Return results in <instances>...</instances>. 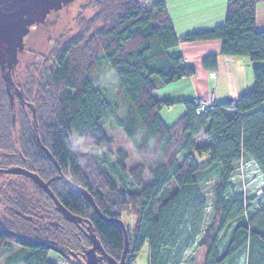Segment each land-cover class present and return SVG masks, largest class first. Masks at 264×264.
<instances>
[{
    "label": "trees",
    "instance_id": "1",
    "mask_svg": "<svg viewBox=\"0 0 264 264\" xmlns=\"http://www.w3.org/2000/svg\"><path fill=\"white\" fill-rule=\"evenodd\" d=\"M263 3L227 0L221 26L184 37L186 42L219 41L222 56L254 63L251 90L234 107L218 104L203 116L184 103V116L167 126L160 111L171 103L156 100L154 93L194 71L176 51L178 40L163 1L141 8L137 0H90L84 10L91 14L76 17L73 37L61 39L48 58L29 66L38 69V81L22 83V94L35 109L37 131L54 162L38 149V178L54 179L56 163L64 177L92 197L105 219L81 193L57 180L48 188L81 219L78 226L63 219L40 189L33 197L23 185L7 190L0 258L15 245L26 253L23 264H52L47 261L51 247L81 256L91 247V236L119 261L124 235L114 220L122 221L121 214L130 210L136 224L133 236L127 231L125 264L146 244L148 264H187L188 255L193 264L200 248L206 252L204 264H264V191L248 199L231 183L244 160L264 176V109L259 108L264 103V30H256V8ZM216 63L210 55L202 67L214 70ZM103 65L113 83L95 80ZM3 87L0 78V132L7 134L11 112ZM112 91L116 103L109 101ZM17 114L24 116L20 108ZM112 128L124 134L138 166L127 169L125 151L113 150L107 133ZM202 132L208 142L195 147L193 140ZM23 141L30 143V137ZM214 177L212 214L205 225L208 204L201 185ZM97 258L107 264L99 253Z\"/></svg>",
    "mask_w": 264,
    "mask_h": 264
},
{
    "label": "crops",
    "instance_id": "2",
    "mask_svg": "<svg viewBox=\"0 0 264 264\" xmlns=\"http://www.w3.org/2000/svg\"><path fill=\"white\" fill-rule=\"evenodd\" d=\"M178 40L177 52L181 53L186 67L194 74L166 87L158 89L154 97L158 101H169L171 106L163 107L160 116L166 124L174 123L186 113L184 103L207 100L216 104L239 100L253 86L252 67L254 64L243 57H226L220 54L219 41L186 42L185 35L212 29L224 23L227 0H162ZM256 30H264V3L256 8ZM217 57L214 70L202 67V61L210 56ZM264 65V64H261ZM167 125V124H166ZM205 249L196 254V264H204ZM26 253L19 246L0 260V264H23Z\"/></svg>",
    "mask_w": 264,
    "mask_h": 264
},
{
    "label": "rangeland",
    "instance_id": "3",
    "mask_svg": "<svg viewBox=\"0 0 264 264\" xmlns=\"http://www.w3.org/2000/svg\"><path fill=\"white\" fill-rule=\"evenodd\" d=\"M89 1L90 0H76L71 5L64 7L58 12H54L57 13V17L55 18L56 24L53 26H49L48 28L43 26H40V28L34 26L29 30V34L24 38L23 41L26 49H24L25 51L19 54V65H18L17 74H19L21 78L20 80L21 84L26 83L27 80H31L33 81V83L36 84V82L38 81L37 79L38 69L29 68V66L34 63L37 64L39 59L48 58L51 51L54 50L55 45L61 39H67L73 37V35L77 31L76 17H78L80 14H83L85 12L84 6H86ZM90 14L91 12H85L84 15L88 17L90 16ZM53 18L54 16L50 17L48 21L53 20ZM260 64H264V61ZM260 64H256V65H260ZM99 70L100 71L94 77L97 82L98 81H104L106 83L114 82L112 73L110 72L107 66L103 65ZM29 73L30 76H28ZM32 87L34 88L35 85H33ZM109 98H110L109 101H111L112 103L117 102L114 91L111 92ZM210 99L212 98L210 97L207 100ZM259 108L264 109V103H262ZM28 113L30 114V111ZM168 118L169 117L165 118L167 119L166 124L167 126H170L173 124V121L169 122ZM29 125L31 124L29 123ZM107 133L109 134V137L112 140L111 143L113 145V150L114 151L123 150L127 154L128 157V160L126 162L127 169H132L138 166L140 162L139 157L134 151V149L128 144L124 134L120 130L118 131L117 129H113V128L109 130ZM206 137H207L206 134L202 132L196 138H194L193 145L195 147H201L207 144L208 140ZM239 168L240 169L234 173L231 180L232 186L234 188L233 190L242 193L248 199L253 197H261L264 191V178H263L264 176L261 174L257 166L249 160H244L241 167ZM66 176L69 177L68 174ZM215 182H216V178L214 177L211 180L201 185L202 193L208 204V210L204 222L205 225L208 224L212 214L211 190L213 189V185ZM121 220L125 225L124 226L125 229H127V231L131 233V235L133 236V231L135 229L134 225L136 224V217L133 215V213L130 210H127L121 214ZM146 246L147 244L142 246V248L136 255V258L134 257L131 264H148V257H147L148 247ZM11 249H13V246L10 248L9 252L11 251ZM186 260L188 264V261L191 260V256L188 255L186 257ZM47 261L52 264H73V263L85 264V262L82 261L81 258L77 260L71 257L69 260H67L63 258L59 253L53 250L48 251ZM193 264H196V260L194 261ZM238 264H242V263L239 262Z\"/></svg>",
    "mask_w": 264,
    "mask_h": 264
},
{
    "label": "water",
    "instance_id": "4",
    "mask_svg": "<svg viewBox=\"0 0 264 264\" xmlns=\"http://www.w3.org/2000/svg\"><path fill=\"white\" fill-rule=\"evenodd\" d=\"M76 0H0V75L2 76L4 85L6 87V91L9 94L10 91L15 88L14 83L11 79V72L15 69L18 64V54L24 50V38L29 34V30L34 26H40L45 20V18L51 13L58 12L64 7L71 5ZM22 101V98H20ZM10 106L11 110L13 109V98L12 95L9 94ZM35 109H32V117L33 122L36 124L35 119ZM14 115L12 113V121L14 122ZM4 174L11 175H20L27 176L31 179L34 184L40 189L47 197L50 199L55 206V210L59 215L63 217L69 223L78 226L81 221L77 216L72 215L63 206L59 203L55 195L50 190L49 184L52 180H57L65 183L68 187L72 188L74 191L79 192L85 197L92 207L95 214L105 219L101 216L97 207H95V203L90 197V195L80 189V187L75 186L69 178L64 177L63 174L59 173L54 179H51L47 182H44L39 176L27 172L23 169H8L3 171ZM111 221V220H108ZM117 222L124 235V249L119 258V261H116L109 257L102 247L93 239V237L88 236V239L91 243V247L85 251V253L81 256H76L74 254H64L62 251L60 252L56 248H51V250L59 253L63 258L69 260L71 257L81 258L85 260V264H99L97 253L106 261L107 264H125V257L128 252V233L124 227V224L120 220H114Z\"/></svg>",
    "mask_w": 264,
    "mask_h": 264
},
{
    "label": "flooded vegetation",
    "instance_id": "5",
    "mask_svg": "<svg viewBox=\"0 0 264 264\" xmlns=\"http://www.w3.org/2000/svg\"><path fill=\"white\" fill-rule=\"evenodd\" d=\"M53 16H54L53 20L48 21L50 17H53ZM56 17H57V13H51L45 18L44 22L40 26L48 28L49 26L55 25ZM40 26H37V27L40 28ZM24 49H26L25 45H24ZM19 54H18V64L15 67V69L10 73L11 79L15 86V88H13L9 93L10 96L12 95V98H13L12 100L13 109L12 110L10 106L9 94L6 91V87L3 82L5 94L9 101L8 106H10V112H11L10 127L11 128H10L9 133L7 134L5 132H0V220L8 216V213L6 211L9 208L5 206V202H4V199L6 197L5 194L7 193V190L15 191L16 188L18 189L21 185H23L26 189L27 188L30 189L31 196L33 197L36 195V188H38L34 184V182L31 179H29V177L27 176L4 174L3 171L8 170V169L17 168V169L26 170L27 172H30L38 176L37 168H36L37 167V157L36 156H37L38 149L44 153V155L47 157V159L51 163H54L52 160V157H50L51 156L50 152L41 142V134L38 133L37 126H36L37 121H36V124H34L33 122L32 109L34 107L31 102H28L25 100L24 94H22L23 87H22V84L20 83L21 78L19 74H17L18 65H19ZM0 78L2 79L1 75H0ZM19 96L20 98H22V101H20ZM19 108L22 109V111L24 112V116H19L17 114ZM29 111H30V114L28 113ZM13 112L15 113L14 122L12 121ZM29 123L31 125H29ZM24 128L30 129V131L24 132L23 131ZM1 129L3 128L1 127ZM6 135L9 138V144L3 141ZM25 137H30V143L26 142L25 144V142L23 141V138ZM55 166L58 171V174L61 173V170L59 167H57L56 163H55ZM44 182H47V181H44ZM10 210H13V209H10ZM14 215L22 218V215L15 212V210H14ZM51 248H54V247H51ZM51 248H50V251H51Z\"/></svg>",
    "mask_w": 264,
    "mask_h": 264
},
{
    "label": "built area",
    "instance_id": "6",
    "mask_svg": "<svg viewBox=\"0 0 264 264\" xmlns=\"http://www.w3.org/2000/svg\"><path fill=\"white\" fill-rule=\"evenodd\" d=\"M138 5L141 8H149L153 5V3L162 1V0H137ZM229 106L234 107L236 104L235 100L229 101ZM192 107H194V112L197 116H203L208 113H212L218 105L214 103L212 99L210 100H196L192 103Z\"/></svg>",
    "mask_w": 264,
    "mask_h": 264
}]
</instances>
